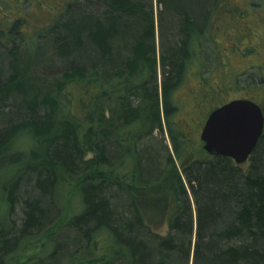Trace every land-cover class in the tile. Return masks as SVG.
I'll use <instances>...</instances> for the list:
<instances>
[{
	"label": "trees",
	"instance_id": "obj_1",
	"mask_svg": "<svg viewBox=\"0 0 264 264\" xmlns=\"http://www.w3.org/2000/svg\"><path fill=\"white\" fill-rule=\"evenodd\" d=\"M238 7L0 0V264L29 262L19 252L37 238L40 264H264V130L240 164L199 139L207 114L254 83H241L252 64L231 61L253 46L219 38ZM155 131L171 144L161 154ZM64 230L87 247L57 260Z\"/></svg>",
	"mask_w": 264,
	"mask_h": 264
},
{
	"label": "rangeland",
	"instance_id": "obj_2",
	"mask_svg": "<svg viewBox=\"0 0 264 264\" xmlns=\"http://www.w3.org/2000/svg\"><path fill=\"white\" fill-rule=\"evenodd\" d=\"M234 2L240 6L238 7L240 9L239 15L235 18V22H233V19H223L224 28L222 27L223 30L219 33V38L221 42H225V35L229 33L232 38L235 39L237 51H239V53L245 48V46H253L255 49L253 53H247L248 55L246 52L244 54L242 53L244 57L236 55L235 51H233L231 55V61L232 67L235 70H242L244 67L252 64L253 66L246 70L247 73L241 76V78H243L241 83L243 84L247 80L254 81V83L253 85L250 84V88H243L236 93L228 95V98L230 100L234 96L240 97L245 95V93L252 95L251 99L261 107L262 113L264 115V0H234ZM154 7L156 8L155 2ZM228 46H231V42H229ZM251 73H253V78H250ZM258 82L262 83L258 84ZM149 139L150 140L148 144L150 149H155V152H159V154L164 152L162 149L163 146L167 145L168 148L171 147L166 132L160 134L155 131L153 135L149 137ZM255 166L257 173L259 172L260 174L264 175V141L257 151ZM32 190V181H30L23 186L20 193L18 194V201L15 204L13 213L10 217V222L12 223L11 225H13V229H15V227H19L23 217V200L30 195ZM68 207L69 204H67V212H69ZM193 213L195 215V211ZM165 229H163V233L166 232ZM54 239L58 241L56 251L54 252L57 260L61 259L63 256L69 255L72 252L75 253L79 249L82 250L83 248L87 247L84 240L78 236H75L74 232L71 230H64L62 234L57 235V237L55 236ZM41 241V238H37L30 244L26 245L23 250L19 252V262H25L30 259L29 262L24 264H40L37 259L33 258L40 252H42L43 256L46 257L45 259H47L50 255L47 251L50 250H46V246L43 251H39L40 245L42 244ZM31 258L33 259L31 260Z\"/></svg>",
	"mask_w": 264,
	"mask_h": 264
},
{
	"label": "water",
	"instance_id": "obj_3",
	"mask_svg": "<svg viewBox=\"0 0 264 264\" xmlns=\"http://www.w3.org/2000/svg\"><path fill=\"white\" fill-rule=\"evenodd\" d=\"M261 107L248 98H233L205 117L199 132L202 149L210 155L245 162L263 133Z\"/></svg>",
	"mask_w": 264,
	"mask_h": 264
}]
</instances>
